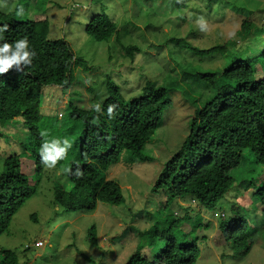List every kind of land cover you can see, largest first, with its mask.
<instances>
[{"label": "trees", "instance_id": "1", "mask_svg": "<svg viewBox=\"0 0 264 264\" xmlns=\"http://www.w3.org/2000/svg\"><path fill=\"white\" fill-rule=\"evenodd\" d=\"M208 2L206 14L212 7L211 0ZM221 9L216 7L217 16L221 15ZM3 25L8 28L0 37V45L5 42L12 45L26 38L28 50L35 55L29 57L31 64H14L0 74V127H14L18 121L24 136L16 143L17 150L2 159L0 235L8 229L23 203L36 193L45 168L41 163L40 148L55 136L61 140L60 146L64 139L71 144L66 156L54 166L61 168L71 183L67 191L60 185L54 188V197L61 207L66 211L91 212L97 202L121 205L124 202L121 187L117 181L108 179L106 172L126 151L130 153L129 162L145 160L142 151L169 103L168 88L147 79L139 95L125 100L118 85L106 79V97L100 103L99 112L94 111V107L83 108L69 98L65 108L78 129L77 133L71 128L64 132L66 126L56 121L63 114L57 108V113L53 114L54 107H49V113L45 112L43 106L47 101L51 103V93H46V99L42 92L48 86L66 92L74 81V66L83 60L75 56L65 39L47 37L48 18L43 14L18 19L13 12L0 11V26ZM117 31L116 23L106 14L93 16L85 26V32L96 41H106ZM262 36L264 23L258 26L245 19L235 37L211 47H195L185 39L173 38L180 43L178 46L190 47L197 54H226L227 64L221 70L197 73L205 78L213 94L196 109L188 136L157 176L152 191L160 190L165 199L152 224L138 232L139 237L146 240L138 241L124 264H195L200 253L198 240L205 237L197 234L208 225L201 221L199 213L196 218L190 215V206L184 207L183 215L174 214L172 218L163 215L165 208L174 199L184 196H189V202L196 203L202 210L215 208L233 186L231 170L240 164L246 150L253 155L256 165L264 166ZM260 37L263 41L257 46ZM126 50L133 58L139 48L129 45ZM183 69L182 66L181 71ZM111 105L114 107L109 115ZM47 115L54 116L53 122L44 119ZM24 156L33 159L32 176L24 170ZM253 183L250 181L247 188H253V204L260 205L259 218L231 209V216L221 219L217 226L221 245L226 249L228 246L238 256L247 254L254 244L255 233L264 228V176L260 184ZM189 235H192L191 239H187ZM87 240L97 246L93 225L87 230ZM0 264H19V259L13 251L0 249Z\"/></svg>", "mask_w": 264, "mask_h": 264}, {"label": "rangeland", "instance_id": "2", "mask_svg": "<svg viewBox=\"0 0 264 264\" xmlns=\"http://www.w3.org/2000/svg\"><path fill=\"white\" fill-rule=\"evenodd\" d=\"M208 1L0 0V11L13 12L18 19L34 18L37 14L47 16V37L65 39L75 56L83 60L74 66V81L66 92L56 86L45 87L42 92L46 99V93H51V103L47 101L43 106L45 112L54 107L53 114L57 113L56 108L63 114L55 120L66 126L64 132L71 128L77 133L78 129L65 108L69 98L86 109L100 105L106 97V79L118 85L125 100L139 95L147 79L169 91V103L142 151L145 160L129 162L130 153L126 151L106 172V177L121 187L124 195L121 205L97 202L91 212L64 210L54 197V188L60 185L67 191L71 183L61 168L45 166L36 193L23 203L8 229L0 235V249L13 251L19 264H124L138 241L146 240L138 232L152 224L165 199L160 190L153 192L152 186L164 163L188 136L196 109L213 94L205 78L197 73L221 70L228 59L218 52L197 54L190 47L178 46L180 43L173 38L206 48L235 37L242 20H251L258 26L264 23V0H211V10L206 14ZM180 3L183 5L178 7ZM216 7L222 8L219 16ZM19 8H23V14L17 16ZM99 14H106L118 29L106 41H96L85 32L87 22ZM262 37L257 39V46H261ZM129 45L139 48L133 58L126 50ZM44 119L53 122L54 116L47 115ZM21 131L18 121L14 127H0V170L2 159L16 151V143L24 138ZM24 170L33 175V159L27 156ZM231 176L233 186L213 209L202 210L189 202V196L176 198L163 209V215L172 218L174 214L183 215L184 207L190 206V215L196 218L199 213L201 221L208 225L198 231L197 235L205 237H199L200 253L195 264H264V228L255 233L254 244L244 256L221 245L217 229L221 219L231 216V209L259 218L260 205L253 204V188L247 185L250 181L253 185L260 184L264 166L256 165L253 155L246 150L240 164L231 170ZM92 225L96 228L97 246L87 240V230ZM39 241L42 245H36Z\"/></svg>", "mask_w": 264, "mask_h": 264}, {"label": "clouds", "instance_id": "3", "mask_svg": "<svg viewBox=\"0 0 264 264\" xmlns=\"http://www.w3.org/2000/svg\"><path fill=\"white\" fill-rule=\"evenodd\" d=\"M23 14V8H19L16 11V15L20 16ZM8 26L3 25L0 26V37L7 30ZM29 42L25 39H19L14 42V44L10 45L5 42L0 45V74L7 72L14 64L19 66L21 62L25 65L31 64L30 56H34V52H30L29 50ZM17 71H19V67H17ZM114 105L109 106V115H111V110ZM100 105L96 104L94 106V111L99 112ZM41 135H45V133H41ZM61 140L59 139H51L50 141L46 140L41 148H40V157L41 163L48 167H54L57 162L63 159L67 154V149L71 147L70 142L67 139L63 140V146H60ZM224 216V214L222 213ZM41 242V241H40ZM42 245V242L41 244Z\"/></svg>", "mask_w": 264, "mask_h": 264}, {"label": "built area", "instance_id": "4", "mask_svg": "<svg viewBox=\"0 0 264 264\" xmlns=\"http://www.w3.org/2000/svg\"><path fill=\"white\" fill-rule=\"evenodd\" d=\"M40 244H41V242H40V241H39V243H38V244L36 243V245H40Z\"/></svg>", "mask_w": 264, "mask_h": 264}]
</instances>
